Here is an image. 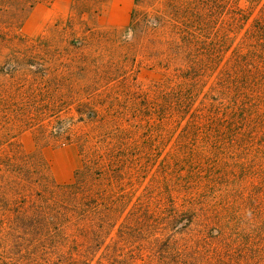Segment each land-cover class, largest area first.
Listing matches in <instances>:
<instances>
[{
	"label": "rangeland",
	"instance_id": "374dc122",
	"mask_svg": "<svg viewBox=\"0 0 264 264\" xmlns=\"http://www.w3.org/2000/svg\"><path fill=\"white\" fill-rule=\"evenodd\" d=\"M195 10L0 0V257L61 264L10 228L15 209L106 189L119 210L78 220L84 251L115 217L95 259L264 264V85L242 89L227 55L205 66L184 39Z\"/></svg>",
	"mask_w": 264,
	"mask_h": 264
},
{
	"label": "trees",
	"instance_id": "16d2710c",
	"mask_svg": "<svg viewBox=\"0 0 264 264\" xmlns=\"http://www.w3.org/2000/svg\"><path fill=\"white\" fill-rule=\"evenodd\" d=\"M189 1L196 9V19L184 39L192 43L195 54L205 59V66L217 64L227 55V61L232 59L231 64L240 71L238 77L242 89L264 85V0ZM239 35L240 39L236 41ZM191 72L198 74L199 70ZM95 194L82 199L73 197L62 203L49 198L43 205H37L32 213L15 209L10 228L27 231L26 235H32L37 244L44 241L43 251L55 255L61 264H91L92 261L95 264H137L134 260L116 256L107 259L100 255L95 259L102 247H109L106 241L117 224L115 217L108 213L97 222L98 229H90L88 239L91 245L84 251L80 249L78 220L104 203V208L109 211L120 208L119 203L106 205L105 198L110 194L106 189ZM118 234H124L122 228L118 229ZM0 264L18 263L0 257Z\"/></svg>",
	"mask_w": 264,
	"mask_h": 264
}]
</instances>
